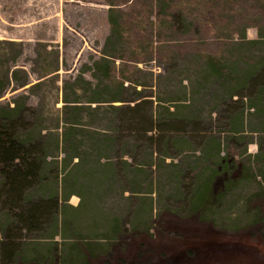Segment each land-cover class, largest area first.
<instances>
[{"label":"rangeland","instance_id":"rangeland-1","mask_svg":"<svg viewBox=\"0 0 264 264\" xmlns=\"http://www.w3.org/2000/svg\"><path fill=\"white\" fill-rule=\"evenodd\" d=\"M111 1L0 0V107L26 102L39 129L49 132L56 124V109L63 106L65 94L70 101L86 104L91 96L87 82L95 87L108 81L93 66L94 59L108 54L116 72L130 81L122 97L128 101L149 99L164 118L168 108L178 110L181 118H196L194 129L191 127L187 135L199 138H195V143L187 142L179 128L167 127L166 136L182 140V146L174 153L164 151L162 145V155L144 161L154 172L152 191L145 188L135 194L131 185L124 193L119 186L106 193L96 188H91L92 192L73 189L69 204L80 208L81 215H75L73 220L81 240L88 243L104 239L108 222L117 214L126 216L125 221L129 222L143 200L149 199L150 205L153 199V214L163 215V230L180 234L160 238L161 244L156 245L154 253H144L145 264H177L176 259L184 257L190 261L187 264H264V239L258 235L220 233L209 225L193 222L180 226L170 223V216L183 200L174 179L178 170L175 167L179 165L191 172L204 163L209 141L219 139L226 144L228 137L234 136L237 145L229 151L235 153L236 160H255L261 155L264 161V116L254 114L248 101L244 105L236 103V97L230 99L231 79L224 82L214 78L205 62L206 55L216 54L222 65L236 68L242 77L253 63L264 60V0H114L120 9L112 8ZM168 6L178 17H173ZM110 9L114 10V19H120L125 29L129 25L139 30L144 40H134L129 36L131 30L121 26L123 30L113 28ZM179 13L187 16L186 23ZM172 20L184 27L192 20L196 26L192 25L186 33L172 32ZM247 41L260 43L250 45ZM124 54L129 60L122 57ZM14 71L18 74L12 78ZM8 76L10 81H6ZM27 83V87L19 88ZM111 83L118 85V79ZM34 85L37 86L31 88ZM92 125L105 128L107 124ZM105 158L118 159L115 155ZM263 187L261 178L243 181L217 210L214 225L226 229L246 225L250 212L253 213L248 200ZM68 212L70 216L74 213ZM184 236L188 241L183 242ZM70 237L66 236L68 247L74 242ZM57 241L62 244L61 235ZM26 245L44 252L52 244L45 236L30 238Z\"/></svg>","mask_w":264,"mask_h":264},{"label":"trees","instance_id":"trees-1","mask_svg":"<svg viewBox=\"0 0 264 264\" xmlns=\"http://www.w3.org/2000/svg\"><path fill=\"white\" fill-rule=\"evenodd\" d=\"M114 2H109L110 6L120 9L121 5ZM170 9L176 18L178 13ZM112 10L109 18L113 28H124L120 19L112 17ZM179 16L186 20L183 24L187 22L186 15L179 13ZM175 20H172L173 24L175 22V27L170 28L172 32L186 33L192 25L196 26L192 20L186 27ZM127 27V31L131 30L130 37L136 41L144 40L139 30ZM133 31L138 33L133 34ZM244 40H247L246 35ZM247 42L250 45L260 43ZM122 57L129 60L127 54ZM220 61L216 54L206 55L208 72L224 82L231 79L229 98L236 97L235 102L244 105L248 101L254 114L264 116V60L253 63L242 77L236 68L225 67ZM93 66L109 82L102 81L93 87L86 81L90 86L88 92H91L86 104L70 101L65 94L63 106L56 109V124L49 132L39 129L38 120L30 115L31 108L26 102L0 107V264H145L144 253H154L156 245L161 244L160 238L180 234L163 230V215H154L153 199H150V205L146 199L138 206L131 221H125L126 216L117 214L108 222L104 239L89 240L88 243L81 240L73 220L75 215H81V211L69 204L73 189L79 187L92 192L91 188H96L106 193L119 186L124 188V193L131 185L135 194L147 190L145 188L152 191L154 172L144 161H153L156 154L162 155V145L164 151L174 153L182 146V140L166 136L167 127L179 128L187 142L195 143V138H199L187 135L191 127L194 129L196 118H181L178 110L170 111L169 108L164 118L155 111L151 100L128 101L122 97L130 81L123 73L116 72L115 63L108 54L94 59ZM135 68L132 65L131 69ZM17 74L18 71H14L12 78ZM115 79H118V85L111 83ZM6 81H10L9 76ZM96 122L107 125L105 128L93 126ZM213 140L207 143L204 163L200 166H195L191 172L179 165L175 167L178 170L174 179L183 200L180 208L170 216V223L174 226L187 222L206 224L220 233L243 235L251 232L264 239V187L248 200L253 213L250 212L251 218L246 225L231 229L214 225L217 210L243 181L258 178L264 181V161L260 159L261 155L255 160L251 157L246 161L236 160L235 153L229 151L231 146L237 145L238 139L234 136L228 137L226 144L219 139ZM155 149L159 151L156 153ZM262 150L263 147L261 153ZM109 155L118 159L105 158ZM68 211L74 212L73 215L70 216ZM154 227H157L155 231ZM60 235L64 240L62 244L57 241ZM67 235L74 240L71 247L65 243ZM45 236L52 245L44 252H39L37 247L27 248L26 240ZM183 238V242L188 241L187 236ZM192 252L189 255H194ZM176 261L177 264L190 262L185 257Z\"/></svg>","mask_w":264,"mask_h":264}]
</instances>
